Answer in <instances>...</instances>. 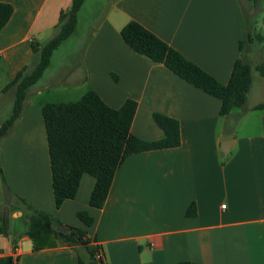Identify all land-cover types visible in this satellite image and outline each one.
Here are the masks:
<instances>
[{
    "label": "crops",
    "instance_id": "obj_1",
    "mask_svg": "<svg viewBox=\"0 0 264 264\" xmlns=\"http://www.w3.org/2000/svg\"><path fill=\"white\" fill-rule=\"evenodd\" d=\"M70 1L0 0L13 7L0 31V108L5 97L11 111L13 91L2 89L23 67L31 68L32 45L52 37ZM89 4L91 15L105 9L98 23L88 25L83 71L75 83L87 82L113 108L134 100L130 131L144 140L164 136L154 112L176 119L180 144L128 155L100 208L88 203L94 186L89 174L81 176L75 196L56 207L41 114L49 101L36 99L44 90L36 82L0 144L8 202L15 206L25 199L64 228L84 229L105 264H264V109L254 108L264 101V78L256 87L252 80L241 107L221 115L217 97L136 53L120 36L122 26L134 20L225 84L235 59L246 55L244 43L239 50L241 0H84L73 34ZM225 137L227 152L221 150ZM192 204L195 213L187 214ZM82 209L93 217L90 226L77 217ZM10 216L24 217L27 224L21 208ZM25 230L11 239L3 236L7 246L0 256H11L12 264H77V245L53 234L30 238Z\"/></svg>",
    "mask_w": 264,
    "mask_h": 264
},
{
    "label": "trees",
    "instance_id": "obj_2",
    "mask_svg": "<svg viewBox=\"0 0 264 264\" xmlns=\"http://www.w3.org/2000/svg\"><path fill=\"white\" fill-rule=\"evenodd\" d=\"M84 0H71L66 8L60 10L54 34L40 45H32L35 58L31 68L19 70L2 92L12 90L13 105L9 116L0 124V140L6 137L19 119L29 88L35 84L47 68L52 52L67 38L76 27L77 14ZM256 3L258 0H249ZM13 12L9 3L0 2V31ZM123 41L136 53L154 62L162 63L189 84L217 97L220 100L219 113L226 115L241 107L252 83V65L242 57L233 63L228 81L223 84L205 72L180 52L134 20L128 21L120 29ZM239 41V50L243 45ZM264 78V60L255 66ZM255 109H264V101L257 103ZM136 102L126 99L121 106L113 108L105 103L98 93L87 90L75 101L46 102L41 106L43 117L51 185L54 203L59 207L66 199H72L83 174L94 178V186L89 196V206L100 208L108 194L115 170L132 153L176 147L180 144L179 123L176 119L159 112L152 114L155 124L164 136L157 140H144L130 131ZM18 206L24 208L27 216L25 234L35 238L41 234H53L69 245H77V264H104V259H96L100 250L80 228L65 227L53 215L38 209L25 199ZM20 207V208H21ZM0 207V236H5V212ZM195 213L192 204L187 214ZM77 217L85 226L93 223V217L85 209L77 211ZM56 223V225H54ZM81 251L85 257L81 255ZM11 256H0V264H12ZM178 264H193L181 261Z\"/></svg>",
    "mask_w": 264,
    "mask_h": 264
},
{
    "label": "rangeland",
    "instance_id": "obj_3",
    "mask_svg": "<svg viewBox=\"0 0 264 264\" xmlns=\"http://www.w3.org/2000/svg\"><path fill=\"white\" fill-rule=\"evenodd\" d=\"M104 1L105 0H99L100 4ZM108 1L110 0H106V3H108ZM241 7L244 27L243 40L246 46L244 49L246 53L244 59L248 60L252 65L253 86L256 87L263 80V77L256 71L255 66L264 60V0H258L255 4L249 0H241ZM104 9L105 8L100 10L96 9L91 15L90 4L87 5L82 17H80L76 33L63 41L52 52L47 68L36 83V86L44 88L42 96L36 97V99L49 102L75 101L88 90L89 85L87 82L75 83V77L79 76L81 71H83V47L90 37L88 25L93 21L98 23L103 16ZM51 82L54 84L53 86H49ZM4 103L5 105L0 108V122L5 120L11 112L10 110L7 112V105L9 107V103L5 100V97ZM4 114L5 116H3ZM1 142L0 140V144ZM2 189V178L0 173V207H7V209H9V211L7 210V212H5V236L11 239L16 233L27 229V224L24 217L13 219L10 216L13 209L20 208L21 206H18V204L14 206L8 202V196L6 193H3ZM21 210L25 213L24 208L21 207ZM54 225H56V223ZM6 246V237L0 236V248L5 251ZM80 253L83 254V251Z\"/></svg>",
    "mask_w": 264,
    "mask_h": 264
},
{
    "label": "water",
    "instance_id": "obj_4",
    "mask_svg": "<svg viewBox=\"0 0 264 264\" xmlns=\"http://www.w3.org/2000/svg\"><path fill=\"white\" fill-rule=\"evenodd\" d=\"M229 140H230L229 137H225V138L222 140V143H221V150H222L223 152H227V151H228V149H227V148L225 149L224 146L228 144ZM59 229H60L62 232H65V231H66V229H65L63 226H60Z\"/></svg>",
    "mask_w": 264,
    "mask_h": 264
},
{
    "label": "built area",
    "instance_id": "obj_5",
    "mask_svg": "<svg viewBox=\"0 0 264 264\" xmlns=\"http://www.w3.org/2000/svg\"><path fill=\"white\" fill-rule=\"evenodd\" d=\"M224 206H225V205L223 204L221 207L224 208ZM95 257H96V259H101V258H103V255H102L101 250H98V251L96 252ZM104 264H105V263H104Z\"/></svg>",
    "mask_w": 264,
    "mask_h": 264
}]
</instances>
